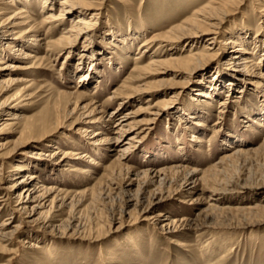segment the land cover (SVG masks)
Wrapping results in <instances>:
<instances>
[{
    "label": "rangeland",
    "instance_id": "rangeland-1",
    "mask_svg": "<svg viewBox=\"0 0 264 264\" xmlns=\"http://www.w3.org/2000/svg\"><path fill=\"white\" fill-rule=\"evenodd\" d=\"M4 1L0 60L24 68L0 74V121L8 124L0 131V191L34 172V182L51 192L34 216L39 223L14 214L20 227L3 243L0 264H264V0H231L224 8L210 0L218 23L210 48L172 42L154 54L160 41H152L140 59V43L176 28L209 0H91L96 16L85 11L74 31L77 13L57 19L61 0H12L9 9ZM13 12L21 15L17 40L5 31ZM228 40L244 43L248 75L231 64L235 45ZM17 47L32 57L21 59ZM190 50L200 54L185 67L145 68L153 56ZM7 73L23 81L3 82ZM203 90L211 96H198ZM92 111L96 122L87 124ZM124 114L137 127L124 132L131 143L124 158H116L124 142L93 148L91 133L111 136ZM64 151L70 154L61 161ZM35 152L47 156L36 159ZM17 166L25 169L15 174ZM187 169L197 174L185 178ZM13 206L9 199L1 207L0 223ZM164 217L188 226L166 233L159 228ZM30 239L42 248L23 247Z\"/></svg>",
    "mask_w": 264,
    "mask_h": 264
},
{
    "label": "bare ground",
    "instance_id": "bare-ground-1",
    "mask_svg": "<svg viewBox=\"0 0 264 264\" xmlns=\"http://www.w3.org/2000/svg\"><path fill=\"white\" fill-rule=\"evenodd\" d=\"M83 1L84 0H61L59 2L57 19L63 18L64 13H69V14L77 13L78 14L77 18L75 19V22H74V24H76V25L72 26L73 28L68 29L70 31H74L75 28H78L79 25L85 21L86 17L90 16L89 18L92 19L96 16L95 10H97V9H95L92 5H90L91 0H86L85 2H83ZM42 2H43L42 6H45L47 4L46 3L47 0H42ZM213 2L214 1L209 0L208 3L202 5L201 7L199 6V8H195L193 10L192 16L188 17L180 25H177L176 28H172L165 33H162L158 36L152 37L151 39L144 40L142 43H140L141 45L138 48L139 53H137L135 55V59L142 58L141 53L146 51V50H143V49H145L144 47H146L152 41L153 42L154 41H160L159 45L155 46V49H154L155 52H153L154 54L159 53L158 49L159 50L161 49V47H160L161 44H163V43L168 44V43H172V42H177V43L183 42L184 43V42H191L192 41V43H194V44L200 43L205 48H210L208 46L212 45L217 40V25H218L217 21H215L217 19L215 16V10H212L214 8V6H211L212 5L211 3H213ZM217 3H218V5H220L224 8L227 5H229V3H231V0H220ZM3 4L8 6V7H5L6 9H9L10 6L13 5V2H12V0H7V1H4ZM92 8L94 10H91ZM87 10H91L92 12H90V15L86 16L87 13L85 11H87ZM263 15H264V13H263ZM84 16H86V17H84ZM46 17L47 18L49 17L52 19L54 18V16L50 15L49 13ZM19 18H21L20 12H15V13L13 12V14L8 16V20H9L8 24L10 25V27H8V28L5 27V31L10 35L11 40L19 39V36H16L17 30L15 31L17 26H19V24H20L19 22H17V19H19ZM184 23H185V25H184ZM5 24H7V23H5ZM25 24H27V23H25ZM67 32H69V31H67ZM61 40H59V41H61ZM227 43L235 45L234 42L233 41L231 42L230 40H228ZM243 44L244 43H240L239 45H235V47L233 48V53H235V54H233L231 57L234 60L231 62V64H233L239 68L238 70H239V72H241L242 76H246V75H248L244 70L246 66L242 63H246L247 61L241 59V57H243V55L241 53L246 51L245 48L243 47ZM177 46H174L173 50H176ZM256 46H258L256 41H253V47H256ZM15 50L20 51L19 55L21 56V59H28V58H31L33 55V54L30 55V53H27V52H21L22 51L21 47L20 48L17 47V49L15 48ZM199 54H200V52H198V51H191L190 50L187 53V55L184 57H177L176 56V57H170V58L164 59V58H156L153 56V57H151L149 63L147 64V66H145V68L149 69L150 67H154L159 72L161 70H159L158 68H161L164 71L165 70L167 71L169 64H175V66H174L175 68L179 67V66L185 67L189 63H191L197 56H199ZM260 55H264V49L261 50ZM240 60H242V63ZM2 64H3V61L0 60V74H3V75L6 72H10V69H12V71L16 73L17 70L24 68L18 64L13 63V62L5 63L4 65H2ZM91 69L92 70L94 69L92 62L89 65V69H87L85 72H83L81 74V80L82 81L85 80L89 76V72ZM133 70L136 72L137 68L135 67L131 71H133ZM173 70L175 73H177V71H178V70L176 71V69H174V68H173ZM7 74H9V76H8L9 78H2L1 77L3 82L7 81L10 83H14V82L19 83V82L23 81V79H19L16 76H11L14 73L13 74L7 73ZM228 84H232V83H228ZM199 91H201V90H199ZM238 92H241V90H238L237 93ZM76 93H78V92H76ZM202 93H204V94H202ZM202 93L201 94L197 93V95L198 96L202 95L205 97L211 96L209 94L210 92L207 90H203ZM78 94H79V99H81V98H82L81 100L85 99L84 96H81L82 93H78ZM222 104H223V102L219 101V106H221ZM138 110H139V108H138ZM88 112H89V110H88ZM94 116L95 115H93V111L87 115V118H88L87 119L88 121H86L87 124H95L96 119L94 118ZM128 116L129 115H125V114L121 115L120 118L117 119L113 123V125L109 129L111 136H105L104 133H103L104 136H100L102 134V132H100L98 130L93 131L91 133V135L93 136V139L91 140L92 141L91 145L93 146V148L97 149V151H98V149H100V147L103 145L107 146L109 144V147H110V146H115L118 143L124 142L127 145H125L123 148H121V152L119 153V155L117 154V156H116V158H118V159L124 158L125 154L127 153V150L131 146L130 142L129 143H128V141L125 142L124 138H122L124 136V132H126V130H128L129 128L134 129V130L137 129L136 126H135L136 128L130 126L131 123L128 121V119H129ZM12 118H16V117L14 116V117H11L10 119H12ZM117 118H118V116H117ZM5 120L0 121V131L8 125ZM134 123H136V122H134ZM126 128H128V129H126ZM89 131L90 130H88V132ZM132 138L133 137L131 135L127 139L132 140ZM232 148L234 151L233 153H235L236 151L238 153L244 152V150L242 148H236V147H232ZM95 153H96V151H95ZM233 153L225 155L221 160H224L226 158H230V156H232ZM69 154H70V152L64 151L62 153V155H63L62 158H59V160L63 161L65 158H67V156ZM33 156L36 159L44 160V158H46L47 154L35 152V153H33ZM84 157H87L88 161L90 163H92L93 165H95V166L100 165V163H98L95 160H93L92 158H90L87 154H80L78 156V158H84ZM52 159H56V158L53 157ZM174 167H177V166H174ZM24 169H25V167H23V166H17L16 169H14L15 174H18L19 173L18 171H22ZM141 172L143 175H146L148 173L147 170L144 172L143 171H141ZM161 172H162V170L158 169L157 171L154 172V175L158 173V175H157V177H158V176H160ZM196 174H197L196 169H187L185 172V178L190 177V179H191ZM153 179H155V178H153ZM35 180H37V176L34 174V172H26L20 177L19 176L14 177L13 184H11V186L8 187V189H7L8 192L6 194H2L0 191V209L2 206H5V203L7 200L14 199V206L12 209L13 212L10 213V215L5 219V221H3L4 220L3 219L2 222L0 223V244H2V245H0V246H2L0 248V250L4 248L3 243H10L12 241L13 235L18 231V229L20 227V224H16V223L14 224L13 223L15 221V218H16V216L14 215L15 213L24 214L26 216V218H30L32 220V222H34V223L38 222V220H39L38 217H34V216L38 213L39 209L44 205V203H46L47 197H48L47 194L49 192H51V187H46L43 184H40V182H34ZM158 180H162V178H159ZM193 183H194V180H193ZM211 191H213L215 193V192H218L219 190L217 188H213ZM211 198H212V196H209V199H211ZM208 205H212V204H208ZM153 218L155 219V216ZM175 225H178V226L181 225V227L184 229V228H186V226H188V223H187V220L184 218L164 217L163 221L159 225V228L166 233H170V232H172V227ZM42 226H44V227L50 226V224L48 221H45V222H43ZM189 228H191V227H189ZM23 247L32 248L34 250H40L42 248L41 245L38 243V240L33 241L32 239L27 240L25 242V244L23 245Z\"/></svg>",
    "mask_w": 264,
    "mask_h": 264
}]
</instances>
